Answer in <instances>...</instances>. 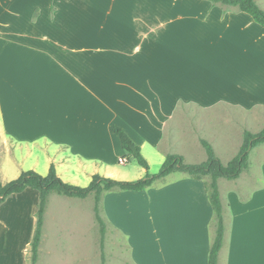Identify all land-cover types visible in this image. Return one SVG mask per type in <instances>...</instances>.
I'll use <instances>...</instances> for the list:
<instances>
[{
  "label": "crops",
  "instance_id": "crops-1",
  "mask_svg": "<svg viewBox=\"0 0 264 264\" xmlns=\"http://www.w3.org/2000/svg\"><path fill=\"white\" fill-rule=\"evenodd\" d=\"M256 2L264 10V0ZM258 109L264 119V27L237 6L0 0L4 183L30 169L46 174L52 163L75 184L95 174L118 178L125 151L113 125L141 146L148 162L163 164L172 153L197 164V152L205 161L206 139L226 164ZM254 149L264 151V143ZM220 152L230 155L224 160ZM255 164V173L251 158L238 178L219 180L225 222L219 264H264V161ZM206 180L175 171L141 191L104 193L102 215L126 238L130 264H209L216 219ZM226 181L233 184L224 197ZM140 196L137 214L146 220L138 235L120 202ZM31 241L25 264H32Z\"/></svg>",
  "mask_w": 264,
  "mask_h": 264
},
{
  "label": "rangeland",
  "instance_id": "rangeland-1",
  "mask_svg": "<svg viewBox=\"0 0 264 264\" xmlns=\"http://www.w3.org/2000/svg\"><path fill=\"white\" fill-rule=\"evenodd\" d=\"M257 111L255 114H250V123L245 125L246 130L254 133L264 127V119L256 115L260 110ZM262 150L254 148L251 150L250 161L252 158L253 166L250 174L258 169V164H255L256 159L264 161ZM197 153H193L192 158L197 163H201L205 158ZM220 154L225 160L230 152H220ZM146 155L149 154L146 153ZM150 159L149 173L156 174L160 171L162 164L155 162L152 157ZM28 161L31 163V160ZM27 167L29 168V164ZM117 168L120 170L117 180L133 181L143 178L146 174L145 169L133 158L125 164H118ZM39 171L41 172L42 168H39ZM205 178L210 180L209 177ZM89 182L90 180L86 177H82L76 184L87 186ZM232 184L229 181L222 183L221 190L224 197L227 187ZM252 184L250 191L256 186L255 183ZM120 203L130 227L138 235L144 234L141 226L146 219L137 214L139 210L143 212L144 197H127ZM37 206L38 192L32 188L24 194L12 195L0 205V264H25V248L34 235ZM93 206L94 194L85 200L69 198L57 193L52 195L46 211L47 215H45L46 224L39 251L40 264H54V261L61 259L69 264H102L101 232L94 216ZM109 226L107 222L104 241L106 264H118L116 262L121 260L130 264L126 238ZM151 238L154 239L155 236Z\"/></svg>",
  "mask_w": 264,
  "mask_h": 264
},
{
  "label": "trees",
  "instance_id": "trees-1",
  "mask_svg": "<svg viewBox=\"0 0 264 264\" xmlns=\"http://www.w3.org/2000/svg\"><path fill=\"white\" fill-rule=\"evenodd\" d=\"M222 2L227 5L237 6L241 11L249 13L254 20L264 27V10L257 4L256 0H212ZM111 130L116 133L121 140L125 151V157L135 159L146 170L143 178L126 181L106 177L101 174L93 175L87 186H81L65 181L56 169L55 164H51L49 172L42 175L30 169L23 171L21 175L6 183L0 179V205L14 194L24 192L32 188L38 192V206L36 211L35 231L31 241V262L36 264L39 259V250L43 238L45 215L53 193L67 197H77L85 199L94 194V216L101 232V260L106 264L104 241L107 232V221L102 215L101 202L106 191H141L151 186L154 181L162 179L175 171L185 172L193 178L204 179L208 197L215 212L216 234L212 243L209 264H219V254L224 244L225 222L224 210L221 201L219 180L221 178L236 179L249 167L250 152L256 146L264 143V127L259 132L244 130V140L238 153L228 162L223 163L216 153L213 145L206 139H201L207 153V159L201 163H186L180 154H168L160 171L156 174L149 173V162L142 153V148L130 135L120 126L113 125Z\"/></svg>",
  "mask_w": 264,
  "mask_h": 264
},
{
  "label": "built area",
  "instance_id": "built-area-1",
  "mask_svg": "<svg viewBox=\"0 0 264 264\" xmlns=\"http://www.w3.org/2000/svg\"><path fill=\"white\" fill-rule=\"evenodd\" d=\"M129 160H128V158H121L120 159V162L122 163V164H125V163H127Z\"/></svg>",
  "mask_w": 264,
  "mask_h": 264
}]
</instances>
